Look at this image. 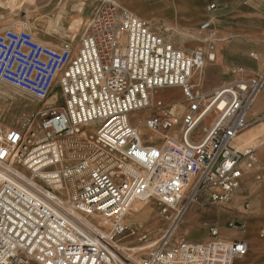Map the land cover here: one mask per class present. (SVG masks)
<instances>
[{
	"label": "built area",
	"instance_id": "obj_1",
	"mask_svg": "<svg viewBox=\"0 0 264 264\" xmlns=\"http://www.w3.org/2000/svg\"><path fill=\"white\" fill-rule=\"evenodd\" d=\"M201 31L216 38L209 21ZM214 59L212 44L189 54L119 0H101L83 35L58 45L27 25L1 27L0 81L37 109L11 126L0 120V264H233L244 256L247 243L220 238L216 226L209 242H170L193 204L225 205L258 163L233 141L249 124L264 71L206 90L202 71ZM163 87L181 90L184 109L154 97ZM147 199L167 221L152 244L126 222Z\"/></svg>",
	"mask_w": 264,
	"mask_h": 264
},
{
	"label": "crops",
	"instance_id": "obj_2",
	"mask_svg": "<svg viewBox=\"0 0 264 264\" xmlns=\"http://www.w3.org/2000/svg\"><path fill=\"white\" fill-rule=\"evenodd\" d=\"M51 2L62 6L60 0ZM100 2L98 0L97 3ZM119 2L126 10L149 21L154 30L165 34L174 45L189 54L196 50L207 53L209 45L214 46L215 59L207 60L202 71L201 86L206 90L223 87L238 79H248L264 71V0ZM207 21L216 32L213 40L201 31V25ZM238 68L242 71L237 72ZM167 89L170 88L162 90ZM247 119V128L234 139L233 146L245 150L252 145L248 149L255 151L257 165L244 172L240 188L225 205L208 204L206 197L193 204L191 225L182 228L191 237L193 226H205L207 234L204 237L185 240L206 243L213 240L210 228L216 226L220 238L242 240L248 245L246 254L237 257L233 264H264V234L261 232L264 228V89ZM241 224L245 227L242 228ZM251 225L253 227H249Z\"/></svg>",
	"mask_w": 264,
	"mask_h": 264
},
{
	"label": "rangeland",
	"instance_id": "obj_3",
	"mask_svg": "<svg viewBox=\"0 0 264 264\" xmlns=\"http://www.w3.org/2000/svg\"><path fill=\"white\" fill-rule=\"evenodd\" d=\"M82 1L87 4L85 9L83 8V11L79 12L78 7ZM97 2L98 0H60L62 6H59L51 0H0V28L11 24H16L17 27L27 25L33 30L37 38L48 42L50 45H58L60 42L73 41L74 39L78 40L83 35L93 13L99 6ZM61 9L67 10L64 11L65 14L60 15ZM157 98L168 102H178L180 110L184 109L186 104L178 87L159 91ZM33 100L30 95L0 81V120L6 126H11L22 121L23 118L31 116L37 109V104ZM144 114L145 112L141 113V117L145 116ZM140 130L145 132L143 126ZM250 146L252 145L244 149H248ZM154 204L155 209L151 215L139 216L135 220L132 213L134 212V206H139L136 203L126 218V222L130 226H133L138 233L146 234L150 240H153L152 243L159 236L158 231L162 229V226L167 225L165 218L160 215L155 201ZM193 211L192 208L189 209L183 220L180 221L175 232L177 240L180 238L189 239L188 231L183 230L180 226L182 223L184 228L191 225L190 218ZM137 224L144 225L138 226ZM193 228L190 238L200 239L207 234L205 226L195 225ZM183 234L185 235L182 236Z\"/></svg>",
	"mask_w": 264,
	"mask_h": 264
},
{
	"label": "bare ground",
	"instance_id": "obj_4",
	"mask_svg": "<svg viewBox=\"0 0 264 264\" xmlns=\"http://www.w3.org/2000/svg\"><path fill=\"white\" fill-rule=\"evenodd\" d=\"M153 2V1H152ZM85 5V2L84 1H82V2H80V4H79V12H81V11H83L82 9H83V6ZM166 6V5H165ZM64 11H67V10H64V9H61L60 10V15H62V14H65V12ZM38 40L39 41H41V42H43V43H46V44H48V42H45V41H42L41 39H39L38 38ZM165 88H168V87H163V88H158V89H156L155 91H154V97L155 98H157V93L159 92V91H161L162 89H165ZM171 88V87H170ZM34 103H36V102H34ZM183 104V103H182ZM5 125V124H4ZM136 203H138L139 204V206H134V212L132 213V217L136 220V219H138V217L139 216H144V217H146V216H148V215H151L152 213H153V211H154V201L152 200V199H147V200H145V201H136L134 204H136ZM133 204V205H134ZM157 208V207H156ZM262 211H263V208L261 209ZM183 219V218H182ZM182 219L180 220V221H182ZM180 221L177 223V225H176V227L173 229V231H172V237H171V239H170V242H174V241H177V238L175 237V232H176V229L179 227V223H180ZM167 222V221H166ZM167 224V223H166ZM143 225V224H142ZM138 226H140V225H138ZM181 228H182V226H180ZM166 230H167V225L165 226V227H163L162 226V229L161 230H159L158 232H159V236L157 237V238H159V237H161V236H163V234L166 232ZM179 230V229H178ZM158 232H156V233H158ZM261 232H263V228L261 229ZM156 235V234H155ZM157 238H155V239H157ZM189 239H190V237H189ZM179 240V239H178ZM152 241V240H151Z\"/></svg>",
	"mask_w": 264,
	"mask_h": 264
}]
</instances>
